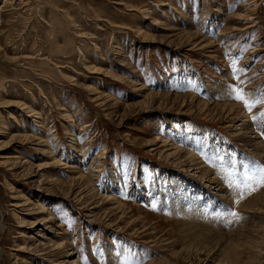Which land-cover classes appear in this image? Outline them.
I'll return each instance as SVG.
<instances>
[{
  "label": "rangeland",
  "instance_id": "obj_1",
  "mask_svg": "<svg viewBox=\"0 0 264 264\" xmlns=\"http://www.w3.org/2000/svg\"><path fill=\"white\" fill-rule=\"evenodd\" d=\"M237 88L264 98V0H0V264H264Z\"/></svg>",
  "mask_w": 264,
  "mask_h": 264
},
{
  "label": "bare ground",
  "instance_id": "obj_2",
  "mask_svg": "<svg viewBox=\"0 0 264 264\" xmlns=\"http://www.w3.org/2000/svg\"><path fill=\"white\" fill-rule=\"evenodd\" d=\"M202 104H203V107L201 108V110H204L205 112H208L211 115L216 114L219 116L220 119L230 118V115L233 114V113H231V111L233 110L232 108H229V109L227 108V109H222L221 111H217L216 106L210 107V106H205L204 103H202ZM244 112L247 113L246 110ZM240 125H241L240 127L236 126L237 130H235L234 134L236 136H239V137L245 136V135H247V132H245V131L249 130V132L251 133V135H250L251 140L249 141V143H251L253 140H255V143L251 144V146H254V148H252V150H254L253 154H255L257 156H261L262 158H264V146L262 144V141H257L258 139H262V132L259 130V128H257L255 126V124H252L251 121H244ZM165 146H171L169 148V149H171L170 150L171 152L167 153V158L174 157L175 164L179 166V169L182 168V170L185 169L188 171L201 169L200 170L201 176H199V177L203 178L202 180L206 181L207 184L209 185V187L214 189L216 191V193L220 194V193H223L224 190H226L225 189L226 187H224L223 185L220 184L218 176H212L211 177V175L208 172H206V169L199 166L200 165L199 162H195V160L191 159L193 157L192 154L184 152V151H182V149H178L177 147H174L172 145V143L170 144V143L164 141V142H162V145L160 147H165ZM169 149H167V150H169ZM179 155H182V156L178 157ZM255 162L256 161L251 162L252 165L247 163L246 169H244L241 172H237V174H236V172H233V173L230 172V179L232 181H230L229 184H233L232 182H237V184H238V187H237L238 194L233 193V191H231V193L234 195V198L236 200V202H235L236 208L245 207L246 204L243 200H241V198H242L241 196L242 195L243 196L249 195V194H246L247 192H250L251 194H253V196H255L254 205H252V206H257L256 205L257 200H263L264 199L263 188L261 189L262 185L258 183V181H259L258 170L260 168L258 167V165ZM223 166L227 167V165H223ZM202 169H204V171H202ZM247 184L248 185L250 184L249 185L250 191H248V188L246 189V187H245V185H247ZM167 202H169V200H167ZM44 209H42L41 212H43ZM197 215L199 217H203V211L198 212ZM193 238H194V236H193ZM77 260L78 259L73 260L72 264ZM221 262L225 263V264H229L228 260H222ZM165 263L166 262H164V261H152V262L150 261L149 264H165Z\"/></svg>",
  "mask_w": 264,
  "mask_h": 264
},
{
  "label": "snow or ice",
  "instance_id": "obj_3",
  "mask_svg": "<svg viewBox=\"0 0 264 264\" xmlns=\"http://www.w3.org/2000/svg\"><path fill=\"white\" fill-rule=\"evenodd\" d=\"M236 94L234 96V98L236 100H239V101H242L244 102L245 106L251 110V108L253 107L254 104H257V103H264V98H260V99H257V98H253L251 96L247 97L245 96V94H243L242 90L237 88L235 90ZM260 116L264 117V112H261L260 113ZM253 119L255 120L256 117H253ZM258 173H259V181L258 183L261 184V185H264V166H262L259 170H258ZM230 215H236L235 212H230L229 213Z\"/></svg>",
  "mask_w": 264,
  "mask_h": 264
}]
</instances>
